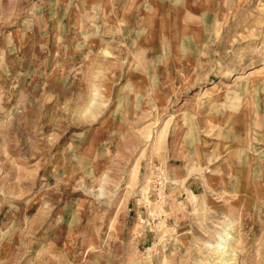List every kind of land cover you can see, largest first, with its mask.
Returning a JSON list of instances; mask_svg holds the SVG:
<instances>
[{"label": "rangeland", "instance_id": "374dc122", "mask_svg": "<svg viewBox=\"0 0 264 264\" xmlns=\"http://www.w3.org/2000/svg\"><path fill=\"white\" fill-rule=\"evenodd\" d=\"M73 1L0 0V264H264V142L193 116L261 95L264 0Z\"/></svg>", "mask_w": 264, "mask_h": 264}, {"label": "crops", "instance_id": "0c3cea01", "mask_svg": "<svg viewBox=\"0 0 264 264\" xmlns=\"http://www.w3.org/2000/svg\"><path fill=\"white\" fill-rule=\"evenodd\" d=\"M138 0H84V2L77 0L74 2L71 11L77 12H106L109 17L110 13L129 11L133 13L136 11V3ZM148 1V0H147ZM87 24L82 23L81 26L86 27ZM86 42L83 41V49L81 53L86 51ZM85 58V57H84ZM136 58V57H135ZM236 82V79L232 83ZM220 86H223L221 84ZM246 85L242 87L236 86L232 90L230 99L227 101L213 98L204 103L200 111H196L193 115L198 128L201 131H213V145L215 149H219L224 139H231L230 155L232 156H246L251 155L252 138H258L264 142V85L259 87L261 95L259 98L253 96L252 89ZM242 88V89H240ZM208 89V88H207ZM207 93V91H205ZM263 93V94H262ZM191 113L185 111L181 117L177 115V129L175 130L174 138L180 136L183 131L182 125H187L186 120L192 119ZM191 118H190V117ZM226 125V126H225ZM188 139V138H187ZM201 139L208 140V137ZM181 140V138L179 139ZM246 163V160L244 161ZM238 171V170H237ZM244 178L249 182V188L252 187L251 168L244 167L242 169Z\"/></svg>", "mask_w": 264, "mask_h": 264}, {"label": "bare ground", "instance_id": "6f19581e", "mask_svg": "<svg viewBox=\"0 0 264 264\" xmlns=\"http://www.w3.org/2000/svg\"><path fill=\"white\" fill-rule=\"evenodd\" d=\"M262 73H264V66L262 64V66L258 67V68H254L253 70H250V72H248L245 76L246 77H252L255 75H261ZM238 77H243V76H237L235 79H238ZM254 176V174H253ZM258 176V175H257ZM260 179V178H259ZM226 237H224L225 242L227 241V239L231 238L230 237V232L225 234ZM224 242V243H225ZM220 244V243H219ZM222 245V244H221Z\"/></svg>", "mask_w": 264, "mask_h": 264}]
</instances>
